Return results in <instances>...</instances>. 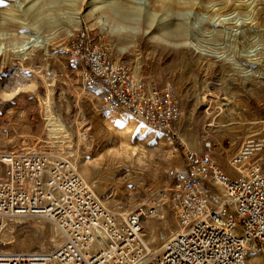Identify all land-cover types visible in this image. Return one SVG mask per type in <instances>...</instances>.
Instances as JSON below:
<instances>
[{"label": "rangeland", "instance_id": "rangeland-1", "mask_svg": "<svg viewBox=\"0 0 264 264\" xmlns=\"http://www.w3.org/2000/svg\"><path fill=\"white\" fill-rule=\"evenodd\" d=\"M81 28L140 78L173 84L183 116L172 133L98 109L69 51ZM250 134L264 136V0H0L1 147L40 142L89 167L109 208H155L142 221L151 252L177 233L169 171L182 167L185 151L211 141L223 162ZM125 148L129 155H118ZM6 223L0 253L47 252L64 240L42 216H29L27 228Z\"/></svg>", "mask_w": 264, "mask_h": 264}, {"label": "built area", "instance_id": "built-area-1", "mask_svg": "<svg viewBox=\"0 0 264 264\" xmlns=\"http://www.w3.org/2000/svg\"><path fill=\"white\" fill-rule=\"evenodd\" d=\"M83 65L84 86L98 109L123 110L149 129L170 134L183 110L173 84L146 81L113 59L105 41L79 29L69 49ZM0 146V231L9 217L42 216L63 237L52 250L15 252L0 264H259L264 257V136H251L225 161L211 141L186 150L171 169L177 233L159 252L144 240L142 221L155 208L116 211L103 202L72 156Z\"/></svg>", "mask_w": 264, "mask_h": 264}, {"label": "bare ground", "instance_id": "bare-ground-1", "mask_svg": "<svg viewBox=\"0 0 264 264\" xmlns=\"http://www.w3.org/2000/svg\"><path fill=\"white\" fill-rule=\"evenodd\" d=\"M95 6V5H94ZM100 22L101 23H103V21H102V19H100ZM112 30H114V28L112 29ZM156 30L160 33V40H164L165 42H167V43H173L174 41H171V40H169V38H170V36L167 34V30L165 29V28H161V27H156ZM169 31H170V29H169ZM158 36V35H157ZM172 38V37H171ZM178 38V36L176 37H173V39L174 40H176ZM139 40V39H138ZM190 44V43H189ZM195 43H193V45H194ZM191 45H192V43H191ZM198 47V46H197ZM45 48V47H44ZM225 132V131H224ZM254 134H250V136L248 135V136H246L244 139H248L249 137H251V136H253ZM1 146V145H0ZM41 149L42 150H46V151H48L47 149H44V148H42L41 147ZM119 152V151H118ZM133 152V151H132ZM118 155H124V156H128L129 155V151H128V149L127 148H125L124 149V151L121 153V154H118ZM139 158V157H138ZM139 160V159H138ZM140 161V160H139ZM80 168H81V172H82V174L84 175V177H87V179L90 181V182H92L93 183V185L95 186V187H97V181H96V178H94V177H92L91 175H89V167L87 168V166L86 165H80ZM114 174V173H113ZM110 178V177H109ZM108 199L107 198H103V202L106 204V206H108ZM163 206L165 205V204H162ZM165 207V206H164ZM164 215H163V217H162V226H163V228L166 230V231H168V232H171L172 231V229H173V225H172V223H171V221L169 220V218L167 217V214H166V209L164 208ZM27 218L28 217H19V216H16V217H9V219H10V225H14V224H18L19 226L21 225L22 227H25V228H27V227H29V224L27 223ZM2 225H3V227H2V229H1V231L2 230H4L6 227H7V223H6V221H4V219L2 220ZM0 231V232H1ZM1 234V233H0ZM175 234H173L171 237H173ZM3 236L4 237H6V233L4 232L3 233ZM170 237V238H171ZM161 248V247H160ZM160 248H158V250H157V252L160 250ZM11 255V253H0V257H6V256H10Z\"/></svg>", "mask_w": 264, "mask_h": 264}]
</instances>
